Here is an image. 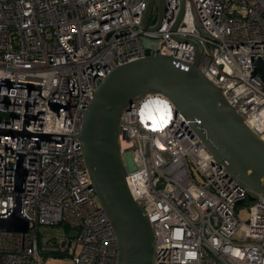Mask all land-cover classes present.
I'll return each instance as SVG.
<instances>
[{
  "label": "built area",
  "instance_id": "built-area-1",
  "mask_svg": "<svg viewBox=\"0 0 264 264\" xmlns=\"http://www.w3.org/2000/svg\"><path fill=\"white\" fill-rule=\"evenodd\" d=\"M151 1L146 27L148 0H0V218L19 206L29 222L25 232L0 228V264H44L43 253L116 264L78 135L117 65L162 54L185 66L196 41L198 71L264 141V81L251 75L264 59V0H163L161 11ZM195 122L160 92L119 118L125 182L152 226L154 264H264V196L213 157ZM56 224L75 233L40 241L39 226Z\"/></svg>",
  "mask_w": 264,
  "mask_h": 264
},
{
  "label": "water",
  "instance_id": "water-1",
  "mask_svg": "<svg viewBox=\"0 0 264 264\" xmlns=\"http://www.w3.org/2000/svg\"><path fill=\"white\" fill-rule=\"evenodd\" d=\"M144 12L143 24L151 0ZM160 0L159 10H162ZM179 13L176 23L179 21ZM147 43V40H143ZM193 62L177 65L162 54L149 55L117 65L98 86L82 119L78 135L82 141L84 164L88 169L96 200L110 219L117 241L116 264H154V233L142 205L133 199L125 182V165L119 149V118L134 98L160 92L169 98L174 110L196 119V133L213 157L227 162L232 176L249 192L264 196V141L230 107L219 87L198 70L199 44ZM251 75L264 81V59L253 60ZM36 138L44 134L21 132ZM24 170L18 169L17 182ZM253 199L252 195L249 197ZM29 222L19 206L7 218H0V228L28 230Z\"/></svg>",
  "mask_w": 264,
  "mask_h": 264
},
{
  "label": "rangeland",
  "instance_id": "rangeland-1",
  "mask_svg": "<svg viewBox=\"0 0 264 264\" xmlns=\"http://www.w3.org/2000/svg\"><path fill=\"white\" fill-rule=\"evenodd\" d=\"M237 213L239 217L243 221L248 220L249 210L248 207H245V205H238L237 206ZM75 229L68 228L64 224H56V225H40L38 229V237L41 241L45 237H59L63 234H74ZM50 254L43 253V260L44 264H70L69 258H48Z\"/></svg>",
  "mask_w": 264,
  "mask_h": 264
}]
</instances>
